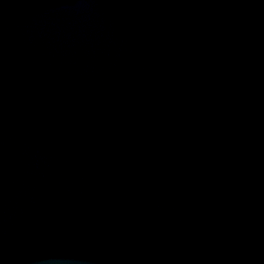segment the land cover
<instances>
[{"label": "water", "instance_id": "95a60500", "mask_svg": "<svg viewBox=\"0 0 264 264\" xmlns=\"http://www.w3.org/2000/svg\"><path fill=\"white\" fill-rule=\"evenodd\" d=\"M0 264H264V0H0Z\"/></svg>", "mask_w": 264, "mask_h": 264}]
</instances>
